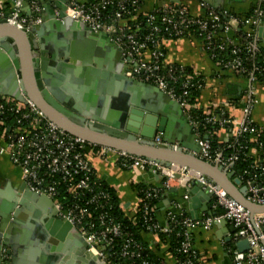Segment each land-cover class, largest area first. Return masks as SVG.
Returning a JSON list of instances; mask_svg holds the SVG:
<instances>
[{"label": "built area", "instance_id": "built-area-1", "mask_svg": "<svg viewBox=\"0 0 264 264\" xmlns=\"http://www.w3.org/2000/svg\"><path fill=\"white\" fill-rule=\"evenodd\" d=\"M132 0L131 4H135ZM111 0L88 4L85 0H67L65 13L74 20L88 24L95 32L106 33L121 49L129 63L127 76L153 84L177 101L188 116L196 141L201 149L198 157L233 172L239 179L237 187H244L245 197L252 203L264 205V124L253 117L260 97L264 100V50L257 29L264 17V6L251 8L247 15L228 9L211 10L204 15L192 14L180 3H167L153 9L144 23L119 1L113 15L102 16ZM26 5V9L24 8ZM135 9V8H133ZM42 6L38 0H0V20L25 30L42 21ZM250 11V10H249ZM28 12V14H26ZM139 9L135 10L137 14ZM224 19L221 22V19ZM131 21V24H129ZM245 28L242 35H225L224 30ZM201 36V47L219 72L227 71L244 81L239 94V117L229 113V103L210 105L203 114L187 112L189 87L201 89V81L185 74L183 68L165 62V43L187 37ZM147 54V58L144 55ZM259 54V55H256ZM208 128L204 129L203 127ZM218 128V130H214ZM215 134H224L228 143L211 150ZM161 143V135L154 138ZM169 145V144H167ZM178 149V143L170 144ZM183 151H188L181 147ZM229 150V151H228ZM114 153L117 164L125 169H150L162 177L159 185H144L138 190L141 233L164 234L168 250V236L174 234L176 246L171 253L175 264H197L193 232L208 230L224 219L234 228L228 247L233 264H264V212L252 213L221 187L186 166H164L145 157L90 143L73 136L52 122L30 99L20 102L0 93V155L6 154L10 163L20 171L26 188L50 198L56 215L68 221L87 244V250L105 264H156L147 248L114 215V194L95 174L90 155L106 156ZM192 153V152H191ZM194 153V152H193ZM251 158L241 174L236 175L234 164L241 158ZM175 175H178L176 178ZM212 193L214 209L219 214L193 218L183 210L182 203L173 201L164 210V223L156 218V205L163 193L175 183L191 188V183ZM188 199L185 193L182 200ZM137 228V227H136ZM246 240L248 249L238 251L236 243ZM10 254L3 248L0 264H9ZM157 264H165L157 261Z\"/></svg>", "mask_w": 264, "mask_h": 264}, {"label": "water", "instance_id": "water-1", "mask_svg": "<svg viewBox=\"0 0 264 264\" xmlns=\"http://www.w3.org/2000/svg\"><path fill=\"white\" fill-rule=\"evenodd\" d=\"M49 1L42 4V21L25 30L0 20V68L5 74L0 93L20 102L32 100L62 130L90 143L164 166L177 164L195 170L250 212H264V205L247 200L245 188L236 186L239 179L233 172L198 157L201 149L194 130L177 101L153 84L127 76L130 64L123 60L121 49L106 33L95 32L88 24L69 17L65 13L67 0ZM257 35L264 41V17ZM157 134L161 143L154 141ZM173 143L179 148L173 150ZM187 193L192 198L190 216L197 218L193 211L196 196L210 201L212 193L193 182ZM34 206L39 209L34 210ZM40 209L46 214L43 219ZM219 224L225 227L227 221L221 219ZM11 230L17 234L14 240L8 234ZM31 232L34 242L28 239ZM65 235L80 248V264H105L87 250L77 229L56 215L50 198L29 191L24 182L14 189L9 184L0 189V255L3 248L16 256L25 250L41 251L31 246L36 245L52 254L42 252L37 264H60L67 260L66 251L59 256V242ZM236 248L247 250V241H238Z\"/></svg>", "mask_w": 264, "mask_h": 264}, {"label": "crops", "instance_id": "crops-1", "mask_svg": "<svg viewBox=\"0 0 264 264\" xmlns=\"http://www.w3.org/2000/svg\"><path fill=\"white\" fill-rule=\"evenodd\" d=\"M141 0L140 10L147 12L155 8H159L167 3H180L187 7V9L194 15H204L209 9L221 10L228 9L233 13L243 15L247 13L253 6L261 4L264 6V0ZM40 5L50 2L49 0H38ZM44 15V11H42ZM245 29V28H244ZM241 29L224 30L225 35L234 37ZM264 45V41L261 39ZM165 62L168 64L176 65L184 69L185 74L190 78L200 79L203 83L202 88L199 90L196 106L207 108L210 105L220 103H229L228 110L232 115L239 117L240 106L238 101L239 94L244 85V81L237 78L227 71L219 72L214 63L209 59L207 54L201 47V36L193 33L187 37L168 40L165 43ZM147 58V54L144 55ZM5 75L0 68V83L4 81ZM253 117L259 124H264V100L262 97L254 110ZM178 131V130H177ZM180 133V131L178 132ZM221 138H225L221 134ZM90 161L95 174L112 190H114L118 201L119 207L125 216H132L136 210L138 201L137 184L143 185H159L162 177L155 174L150 169L140 167L125 169L117 164L116 156L114 153H109L106 156L90 155ZM20 171L14 167L8 156L0 155V189H4L7 184L12 189L16 188L21 183ZM171 188H176L175 192H170ZM187 193L185 188L181 185L173 183L167 191H165L156 205V218L160 224L164 223V210L173 201L182 203L183 210L186 214L190 215V204L192 198L188 194V199L183 201V195ZM168 200V203L165 201ZM191 201V202H190ZM212 200L206 201L201 196H196V206L193 211L196 212L198 217L204 215L215 214L216 211L212 205ZM39 209L34 206V210ZM40 219L46 215L41 209ZM21 217L27 219V216L20 214ZM30 224L31 221L24 220ZM232 225L227 222L224 225H214L212 228L197 229L193 232L194 248L198 254L199 264H233L231 256L226 243H229L230 235L233 231L230 230ZM11 239L14 240L16 231L8 233ZM27 237V235H26ZM34 234L31 232L28 239L34 242ZM142 241L152 254L157 258V261H162L165 264H175L174 259L167 248L165 241H162L157 234L141 233ZM60 241V240H59ZM60 245L62 246L59 251L60 258L67 252V260L61 261L60 264H80V248L68 235L63 236ZM33 249H41L35 251L25 250L21 251L20 255H10V264H37V257L42 254L52 255L43 247L31 245ZM36 254V256H35ZM36 258L35 260L33 258ZM66 259V258H65ZM60 261V260H59ZM55 264H59L56 262Z\"/></svg>", "mask_w": 264, "mask_h": 264}, {"label": "trees", "instance_id": "trees-1", "mask_svg": "<svg viewBox=\"0 0 264 264\" xmlns=\"http://www.w3.org/2000/svg\"><path fill=\"white\" fill-rule=\"evenodd\" d=\"M88 4L90 3H95L99 0H85ZM119 1H123L124 5H125V8L127 10H130L131 11V15H136V21H141L142 23H144V20H145V15L149 12H151L152 10L150 11H147V12H143L142 10H140V5H141V0H135V4L132 5L131 2L132 0H111V3L102 11V16H111L113 15L114 12H116L118 10V2ZM135 8V9H133ZM139 9V12L136 14L135 13V10L136 9ZM251 12V9L250 11H248L247 13L243 14V15H247ZM224 19L222 18L221 19V22H223ZM129 24H131V21H129ZM196 34H198L196 32ZM238 35H242L241 32H237ZM164 52H165V49H164ZM261 52H262V55L264 54V50L263 48L261 49ZM256 55H259V54H256ZM201 81L200 79H197V78H193L192 79V82H196V81ZM202 82V81H201ZM189 94L192 95V97L190 98L189 100V107L187 108V112L194 116V115H198V114H203V111H204V108H201V107H197L196 106V102H197V98L199 96V89H195L194 87H189ZM203 127V125H202ZM204 129L208 128L207 126H204L203 127ZM214 130H218V128H215ZM228 143V140L227 138H221L220 135L218 134H215L213 136V138L211 139V150H215L217 149L219 146H224ZM229 151V150H228ZM251 161V158H243L241 157L235 164H234V171H235V174L238 175V174H241L244 167ZM162 182V181H161ZM160 184V183H159ZM107 186V185H106ZM142 187H144L143 184H137L136 185V189H137V192L138 190H140ZM109 190L112 192V194H114V197L112 198V203H114L115 207H114V210H113V213L114 215L117 217L118 220H120L123 224H125L130 230L134 231L135 233V236L136 238L142 242L144 245L145 243L142 241V238H141V232L139 230V228H141V218H140V202L137 201V204H136V210H135V213L134 215L132 216H125L124 213L121 211L120 207H119V201H118V198L114 192V190H112L110 187H108ZM137 198L139 199V194H137ZM216 214H219L221 213V210L220 209H216ZM157 212V210H156ZM137 227V228H136ZM160 239L162 241H165L166 242V236L164 234H158ZM169 238V246L170 249V253H172L174 255V252H173V248L176 246V243H175V237H174V234L171 233L170 236H168ZM226 245L228 247H230L231 249H234V246L233 244L231 243H226ZM146 247V245H145ZM147 248V247H146ZM147 254H148V257L150 259H153L154 262L157 264V258L152 254V252H150V250H147ZM199 264V262L197 263Z\"/></svg>", "mask_w": 264, "mask_h": 264}, {"label": "rangeland", "instance_id": "rangeland-1", "mask_svg": "<svg viewBox=\"0 0 264 264\" xmlns=\"http://www.w3.org/2000/svg\"><path fill=\"white\" fill-rule=\"evenodd\" d=\"M3 155H5V154H3Z\"/></svg>", "mask_w": 264, "mask_h": 264}]
</instances>
